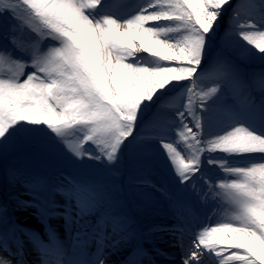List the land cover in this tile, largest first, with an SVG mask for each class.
<instances>
[{"label":"snow or ice","instance_id":"obj_1","mask_svg":"<svg viewBox=\"0 0 264 264\" xmlns=\"http://www.w3.org/2000/svg\"><path fill=\"white\" fill-rule=\"evenodd\" d=\"M231 3L142 0L121 16L109 10L108 0H0V68L7 65L11 72L0 73V162L7 165L9 183H23L30 197H15L17 207L34 209L48 237L23 230L37 253L35 264H53L49 254L55 255L54 264H109V255L124 247L131 251L122 264H139L145 250L132 246L137 229L113 211L102 183L65 177L66 183L50 185L39 174L21 180L15 159L23 154L56 167L61 163L57 146L63 144L81 159L113 165L128 154L134 165L146 167L152 163L144 158L152 143L185 186L164 193L175 223L154 229L176 237L179 264L209 259L212 264H264V75L254 86L218 53L215 82L195 95L191 86L207 68L208 49ZM259 24L258 29L256 22L237 21L232 31L264 59V15ZM26 31L34 38L21 39L18 34ZM45 40L53 43L43 46ZM185 92L187 103L176 108L169 123L146 130L143 117L152 105ZM229 92L234 103L227 102ZM89 142L98 154L86 152ZM205 165L223 171L225 178L215 187L231 205L232 218L196 229L185 244L189 181L195 189L193 178L204 180L205 196L216 195ZM51 218L63 219L65 241L48 224ZM0 228L5 233L0 264H28L16 235L20 225L6 205H0Z\"/></svg>","mask_w":264,"mask_h":264},{"label":"rangeland","instance_id":"obj_2","mask_svg":"<svg viewBox=\"0 0 264 264\" xmlns=\"http://www.w3.org/2000/svg\"><path fill=\"white\" fill-rule=\"evenodd\" d=\"M139 2H142V0H108V7L109 10L122 16L133 10ZM262 15H264V3H262V0H232V3L227 6V10L223 12L219 21V26L216 29L217 40L208 49L207 68L203 73H198L199 78L196 84L191 85L194 89L193 95L201 89L206 90L215 82L213 61L218 53H222L230 59L254 86H258L261 75H264V59H261V54L257 50L251 45H247L240 38L238 32L234 33L232 30L238 29L237 21L249 24L256 22L259 29V21ZM18 35L24 40L29 37L34 38V34L27 31ZM2 43L0 41V44ZM51 43L53 42L45 40L43 46ZM0 73L11 75L7 65L0 68ZM227 102H235L231 92L227 93ZM185 103H187L186 92L184 95L174 93L168 98L162 99L161 102L152 105L143 117L147 126L146 130L154 128L159 122L169 123L174 118L173 113H175L176 108ZM172 128L176 129L177 126L172 125ZM174 135L175 133H170V136ZM78 136L79 133L70 137V139L75 140ZM175 144L182 150L184 155L191 154L182 140L176 139ZM85 150L87 153H99V149L90 142L85 145ZM56 152L57 158L61 161L56 167L32 160L23 154L18 156L14 161V166L19 172L21 180L26 181L29 177L39 174L50 185L66 183L65 177H72L77 180L89 179L102 183L110 193L114 205L113 211L124 214L133 221V227L137 229L138 239L143 235L164 233L166 231H156L154 229L158 226L171 227L175 223L173 212L170 208V201L165 197L164 193H174L178 187L185 186L178 184L177 178L173 175V171L169 168L168 161L165 160L158 145L152 143L148 146L144 158L152 163L146 167L134 165L128 154H125L118 163L109 165L106 160H89L87 156L83 159L75 157L67 151L63 144L57 146ZM216 155L221 156L222 154L217 153ZM0 167L6 170L7 165L0 162ZM204 170L209 182L214 185L216 195L209 194L205 196L208 185L204 180L194 177L195 189L191 187L192 181H189V186L184 191V197L190 205V212L187 215L189 231L185 233L188 238H191L192 232L196 229L208 224L215 226L218 223L228 222L232 218L231 205L224 197L222 191L215 187L225 178L223 171L219 167H209L207 165H205ZM145 180L150 183H143ZM9 188H13L14 194L20 199H30L26 195V188L23 183H9ZM56 196L58 198L61 197L59 194ZM14 202H16V199ZM15 204L17 205V202ZM0 205L7 206L8 214L11 217L18 210L2 199H0ZM20 210H23L22 212L24 213H29V217L23 222L38 231L40 226H38L39 222L36 218L35 210L31 208H20ZM51 219L59 221L62 218ZM50 220L48 222L51 228L65 241L64 224L52 223ZM149 228L150 231H147L146 229L149 230ZM0 232L4 233V229L0 228ZM170 260L172 259L164 260L160 258L158 261L166 262ZM209 263H212L211 259L207 261V264ZM154 264L157 263L154 262Z\"/></svg>","mask_w":264,"mask_h":264},{"label":"bare ground","instance_id":"obj_3","mask_svg":"<svg viewBox=\"0 0 264 264\" xmlns=\"http://www.w3.org/2000/svg\"><path fill=\"white\" fill-rule=\"evenodd\" d=\"M14 189L13 188H9V181L7 179L6 176V170L0 167V199H2L3 201H7V203L9 205H11V207L17 208L18 210H16L15 213H13L14 217H19V218H23L22 221L24 219H27L29 217V214H26L24 212H22L23 210H20L19 207H17V205L15 204V197H17L14 194ZM56 199H62V197L58 198V196H56ZM29 224L27 223H21V231H18L16 233L17 236L20 237V240L23 242V248H24V253H25V257L27 258L28 253L31 251L32 254L34 253V251H32L30 248L32 247V243L29 240V237L27 235L24 234L23 230H28V229H32V227H28ZM147 231H150L146 229ZM19 233V235H18ZM171 236L172 233L170 232H164V233H160V234H154L152 233L151 235L148 236H141L143 238L144 241L149 242L152 244V246L155 248L156 251H158L156 248L158 247H164L165 245H167L168 243H170L171 241H173L172 236L169 237L167 235ZM5 235V233H4ZM3 235V236H4ZM1 236V237H3ZM174 236V235H173ZM168 239V241L165 240ZM48 239H45V241H47ZM190 240V238H188V235L185 234L184 235V242L185 244L188 243V241ZM168 242V243H167ZM9 243H12L11 240H9ZM176 243V241H175ZM164 245V246H163ZM128 247H124L119 251L116 252H112L108 259H109V264H122V262L126 259V257L128 256L129 252L127 250ZM33 256L37 257V253L33 254ZM51 261H54L56 259V257H52L51 254H49L48 257ZM174 259H172L171 261H166V262H159V264H179V255H174L173 256ZM139 262H140V257L138 258ZM173 262V263H172ZM35 264V263H34ZM54 264V263H53ZM212 264V263H209Z\"/></svg>","mask_w":264,"mask_h":264}]
</instances>
